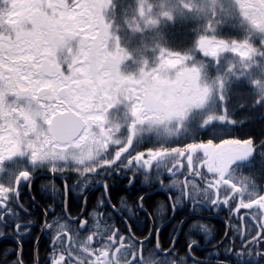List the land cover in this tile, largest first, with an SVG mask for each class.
Here are the masks:
<instances>
[{"label":"snow or ice","instance_id":"snow-or-ice-1","mask_svg":"<svg viewBox=\"0 0 264 264\" xmlns=\"http://www.w3.org/2000/svg\"><path fill=\"white\" fill-rule=\"evenodd\" d=\"M0 239V264H264V0H0Z\"/></svg>","mask_w":264,"mask_h":264},{"label":"trees","instance_id":"trees-1","mask_svg":"<svg viewBox=\"0 0 264 264\" xmlns=\"http://www.w3.org/2000/svg\"><path fill=\"white\" fill-rule=\"evenodd\" d=\"M175 38L176 39H180L181 38V34L179 32H177ZM255 130L258 132L259 131V127L257 126V128ZM245 174H247V173H245ZM43 182L44 183L45 182L49 183V181H41V183H43ZM112 182H113V184H112L111 190H112V192L114 194H118V195L115 196V199H119L120 197L127 198L129 196V192L132 191L131 189H129V192L123 191V189L126 187L127 181L119 182L118 180H113ZM56 186H57L58 189H60L62 191V186L59 183ZM35 187H36V184H35ZM40 192H42V194H41L43 196L42 200H44V202H41V205L46 206V203L50 202L51 198H52L51 189L49 188L47 192H43V191H40ZM34 194L36 195L35 190L33 192V195ZM100 197L101 196H99L97 198L99 199ZM37 198L39 199L38 196H37ZM49 198H50V201H49ZM98 199H94V200L89 199L88 200L89 211H91L93 209V207L97 204ZM161 202H165L166 203V198L161 196ZM57 211H59V209H57ZM101 211H104V209H101ZM34 214H39L40 215V222H42L43 218L41 217L42 216L41 213L40 212H35ZM168 214L170 215L171 213L169 212ZM222 215H223V212H220L218 215L216 214L215 216H219L221 218L214 217L211 220L203 221V222L209 224L214 229H221V228L225 227V225L223 223L224 216H222ZM143 219H144V217H143V215H141V222L143 221ZM39 232H40V223H37L36 226L32 230V237L33 238L36 237L39 234ZM165 232L169 233V236H171L173 234L172 231H171V226H169L165 230ZM145 234H146V231L144 232V235ZM222 234L223 233L221 232V235ZM137 235H139V233H137ZM48 246H49V244H48L47 237L44 235L43 238L39 242V253H40L41 257L44 256L45 249ZM0 248H3L4 254L6 256L7 255L6 250L15 248V244L13 242H11V240H9V239H4L2 242H0ZM180 254L183 255V253H180ZM7 259L9 261H11V260L15 259V256L14 255L7 256Z\"/></svg>","mask_w":264,"mask_h":264},{"label":"flooded vegetation","instance_id":"flooded-vegetation-1","mask_svg":"<svg viewBox=\"0 0 264 264\" xmlns=\"http://www.w3.org/2000/svg\"><path fill=\"white\" fill-rule=\"evenodd\" d=\"M116 180H118L119 181V179H116ZM113 180H110V181H108V183L111 185V187H112V184H113V182H112ZM73 183H75V180H73L72 181ZM120 182V181H119ZM125 182V181H124ZM44 183V182H43ZM49 183H51V181L49 180ZM60 184L61 186H62V189H63V182L60 180V179H57L56 181H55V184L57 185V184ZM41 181L40 180H38V181H36V187H35V192H36V196H38L39 197V199L37 198V200L41 203V202H44V200H42V198H43V196L41 195L42 194V192H40L39 191V194H38V191L37 190H40L41 189ZM126 185H127V183H126ZM50 188V187H49ZM51 189V188H50ZM102 192H103V188L102 187H99V188H95V189H91V190H89L88 192H87V195H88V198L89 199H91V200H94V199H98L97 197H99V196H101V194H102ZM35 195V194H34ZM150 195L152 196V198H153V200L154 201H156V202H161V196L162 197H165V195L164 194H162V193H156V192H152V193H150ZM161 195V196H160ZM166 198V197H165ZM88 199V200H89ZM49 201H50V198H49ZM70 202L71 203H82L83 202V197H81L80 195H79V193L78 192H72L71 194H70ZM48 203V202H47ZM47 203H46V206H47ZM31 211H33L34 213L35 212H40L41 213V217L43 218V213H42V211L41 210H39V209H31ZM241 212L243 213L244 212V210H241ZM216 214L214 213L213 215H211V216H207V214L205 213V216H206V219L204 220V221H208V220H211V219H213L214 217H218V216H215ZM222 216H224V219L226 218V210L225 211H223V215ZM182 218V217H181ZM219 218V217H218ZM25 219H31V217H25ZM233 219H235V217H233ZM161 222L158 220L157 221V225H159ZM225 227H226V225H225ZM171 231H172V228H171ZM40 233L41 232H39V234L37 235V236H39L40 235ZM46 236L47 237V240H48V235L47 234H42V236H41V239L43 238V236ZM145 235H147V231H146V234ZM164 235L165 236H169V233H166L165 231H164ZM36 236V237H37ZM36 237H32V238H25V244H24V248H25V253H26V256L28 255V254H30V252H31V250H33L34 248H35V244H36ZM40 239V240H41ZM4 239H0V242H2ZM9 240H11V239H9ZM11 242H13L12 240H11ZM14 243V242H13ZM211 246L209 245L208 246V248H210ZM208 255V251L207 250H202L201 252H200V256H201V258H204L205 256H207ZM4 257H5V254H4V250H3V248H0V260H3L4 259Z\"/></svg>","mask_w":264,"mask_h":264},{"label":"water","instance_id":"water-1","mask_svg":"<svg viewBox=\"0 0 264 264\" xmlns=\"http://www.w3.org/2000/svg\"><path fill=\"white\" fill-rule=\"evenodd\" d=\"M218 217H219V216H218ZM219 218H221V217H219ZM42 234H43V233H40V235H39V236L41 237V236H42Z\"/></svg>","mask_w":264,"mask_h":264}]
</instances>
